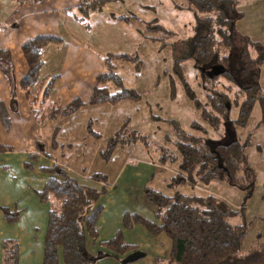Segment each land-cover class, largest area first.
Returning <instances> with one entry per match:
<instances>
[{"label": "rangeland", "instance_id": "obj_1", "mask_svg": "<svg viewBox=\"0 0 264 264\" xmlns=\"http://www.w3.org/2000/svg\"><path fill=\"white\" fill-rule=\"evenodd\" d=\"M237 10L242 18L231 27L234 40L232 62L236 61V52L244 40L258 42L264 48V0H239ZM101 12L125 16L142 25L147 35L149 42L132 54L136 62H117L115 69L123 86L137 93L139 98L113 105L81 107L66 118L58 117L44 124L40 135L44 152L50 157H39L32 164L33 171L23 170L26 157L23 159L19 153L4 159L12 173L8 178L13 177L15 181L14 189L10 190L12 199L19 200L24 208L20 223L13 228L20 235L22 264H39L41 260L40 244L46 226L47 206L38 204L32 190H40L47 179L39 168L51 165H60L79 182L98 188L100 183L89 177L94 174L105 177L106 194L99 201L102 213L97 223L98 240L96 244L87 245L89 256L97 262L90 261L89 264H114L111 258L103 256L109 255V251L99 242L111 239L121 229L123 214L155 220V206L146 198L147 190L168 197L178 194L215 196L238 212L230 223L245 226L238 258L248 260L264 256V125L260 123L259 104L253 106L241 127L221 124L213 130L202 122L200 111L188 97L175 70V61L181 60L183 81L198 102L203 103L200 76L188 58L190 40L199 35V27L195 26L187 0H113ZM233 76L237 78V86L251 87L258 91V95H264V65L256 79L251 75L241 78L238 73ZM236 85L222 77L208 84L228 94L231 119L237 116L233 105L239 90ZM50 103L49 98L47 104ZM193 122L199 123L205 132L193 131ZM55 127H59V131L52 138ZM189 132L201 135L209 145L237 139L244 147L250 172L239 173L236 184L220 178L193 186L178 182L180 156L175 142L180 134ZM112 143L115 145L109 149ZM121 234L124 242L135 250L120 264L126 259L133 264H167L170 241L165 235L152 236L139 225L132 230H122Z\"/></svg>", "mask_w": 264, "mask_h": 264}, {"label": "trees", "instance_id": "obj_2", "mask_svg": "<svg viewBox=\"0 0 264 264\" xmlns=\"http://www.w3.org/2000/svg\"><path fill=\"white\" fill-rule=\"evenodd\" d=\"M111 1L113 0H80L79 5L69 9L68 12L75 20L87 25L88 16L91 13L101 12ZM238 3L239 0H187V8L194 15L195 25L199 26V35L190 40L191 49L188 58L192 60L194 69L200 76V87L205 98L203 103L198 102L194 93L183 81L181 60L175 61V70L188 97L200 111L202 122L207 123L213 130H217L221 124L244 126L256 103L260 106V123L264 125V95H258V91L251 87L237 86L235 83L237 78L233 76L234 73H238L241 78L251 75L256 79L259 69L264 65V48L258 42L250 40H244L242 47L240 46L236 52V61L232 62L234 40L231 36V27L242 18L237 10ZM60 41L61 39L53 36H36L22 44L21 52L27 72L18 84L15 81L10 52L7 49H0V72L10 85L11 102H15L18 85L26 98L31 114L39 125H44L58 117L66 118L84 105H113L139 98L137 93L123 86L115 70L117 62H136V57L127 54H109L103 57V70L95 77L91 96L86 103L74 100L64 110L51 103L48 105L55 77L43 79L39 77V70L43 64L42 50L48 43ZM215 65L222 67L223 73L213 76L211 68ZM220 77L239 88L233 103L237 109L236 118H230L231 103L228 94L208 86ZM0 122L5 129H9L10 118L1 101ZM191 129L205 132L197 122L191 124ZM58 131L59 127H55L52 138H55ZM52 143L55 145L54 139ZM114 145L112 143L109 149ZM175 145L180 156L178 182H186L193 186L196 183H206L214 178H220L236 184L239 173L250 172L244 147L237 139L209 145L201 135L189 132L180 134ZM36 149L37 152L30 154L29 162L24 165L26 170H33L32 164L38 156L50 157L44 152L45 147L42 144H37ZM3 151H10V148L0 145V153ZM39 172L47 179L42 189L35 194L40 203L48 206L41 264L97 262V259L89 256L87 245L96 244L98 240L97 223L102 213L99 201L100 197L106 194V188L103 186L105 177L99 174L89 177L95 183H100L98 188L86 182H79L60 165L40 167ZM146 198L155 206V220L123 214L121 229L117 230L111 239L99 242L109 251V255H103L104 257L121 263L135 250L132 245L124 242L121 231L132 230L134 226L139 225L152 236L163 234L168 238L170 251L167 264H264V256L248 260L238 258L245 226L232 225L230 220L238 212L230 209L225 202L215 196L178 194L168 197L147 190ZM4 215L9 222H14L17 217L16 213L8 211ZM2 251L3 264H19V249L16 241H4Z\"/></svg>", "mask_w": 264, "mask_h": 264}, {"label": "crops", "instance_id": "obj_3", "mask_svg": "<svg viewBox=\"0 0 264 264\" xmlns=\"http://www.w3.org/2000/svg\"><path fill=\"white\" fill-rule=\"evenodd\" d=\"M79 3L80 0H42L41 2L0 0V49H7L11 54L17 84L27 72L21 52L22 44L36 36H53L61 39L60 42L45 45L42 50L43 64L39 70L40 79L55 77L50 102L59 108L67 106L74 100L83 103L88 101L95 77L103 70V57L109 54L132 55L141 45L149 42L142 25L125 16L99 12L88 16L87 25L75 20L68 10L76 8ZM0 101L10 118L8 130L0 122V145L10 148V151L0 153V264H3L2 247L6 240L17 242L19 264H22L20 235L17 229L14 231L13 228H17L20 223L24 208L18 203L19 200L12 199L13 193L10 190L14 189L15 181L13 177L8 178L12 173L4 159L19 153L23 159L26 157V161L22 164L23 170L30 172L24 168V165L29 162V155L37 152L36 145L43 144L40 130L44 125H39L29 111L26 98L18 85L15 102H11L10 85L1 72ZM86 106L88 105L83 107ZM39 157L43 156H38L37 160ZM22 187L27 188L23 184ZM32 191L36 193L39 190ZM37 201L39 205L47 206L40 203L38 198ZM7 211L17 214L14 222L7 220L4 215ZM44 234L45 229L40 244L39 264L43 257ZM110 260L114 264H120L118 260L112 258Z\"/></svg>", "mask_w": 264, "mask_h": 264}, {"label": "water", "instance_id": "obj_4", "mask_svg": "<svg viewBox=\"0 0 264 264\" xmlns=\"http://www.w3.org/2000/svg\"><path fill=\"white\" fill-rule=\"evenodd\" d=\"M211 72H212V75H213V76H217V75L223 73V68L220 67V66H216V65H215V66H213V67L211 68ZM129 262H131V261L126 259V260L123 261L122 264L129 263Z\"/></svg>", "mask_w": 264, "mask_h": 264}]
</instances>
